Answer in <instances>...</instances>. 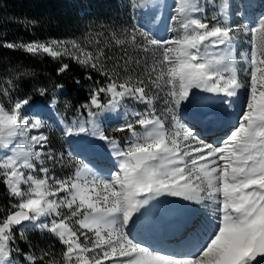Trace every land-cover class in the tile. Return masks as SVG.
<instances>
[{
  "label": "snow or ice",
  "instance_id": "6c2138e0",
  "mask_svg": "<svg viewBox=\"0 0 264 264\" xmlns=\"http://www.w3.org/2000/svg\"><path fill=\"white\" fill-rule=\"evenodd\" d=\"M151 4L129 0L132 9L148 8V22L124 30L123 39L112 32L104 47V33L83 42L0 43L33 56L66 58L104 78L93 82L80 105L87 119L81 112L62 130L83 149L68 153L76 168L64 178L54 173L65 160L52 151L44 121L26 114L43 109L30 96L13 95L35 88L26 79L30 74L21 72L0 87V98H7L0 102V183L17 199L0 215V264H18L17 257L25 264H55L46 252L37 257L19 247L29 225L59 239L64 264H264V12L253 17L245 11L243 22L230 23L235 6L229 0L211 14L215 0H172L163 5L165 37L152 26L161 5ZM242 36L247 50L241 53ZM112 41L151 53V67L145 59L141 68L127 51L115 60L106 55ZM70 66L62 62L57 71ZM51 89L55 106V93L65 85ZM35 90L44 97L49 88ZM200 93L214 97L211 111L196 109L207 99ZM129 99L146 108L130 110ZM182 109L187 124L181 123ZM112 113L120 119L113 132L128 134L123 146L101 126ZM201 126L216 128L215 138H201ZM93 147L110 167L92 168L78 158ZM188 209L195 211L184 219ZM168 235L175 244L164 243Z\"/></svg>",
  "mask_w": 264,
  "mask_h": 264
},
{
  "label": "trees",
  "instance_id": "16d2710c",
  "mask_svg": "<svg viewBox=\"0 0 264 264\" xmlns=\"http://www.w3.org/2000/svg\"><path fill=\"white\" fill-rule=\"evenodd\" d=\"M83 1L89 3L82 7ZM115 6L114 0H0V43L46 42L48 39H76L83 42L86 37L94 39L98 33H104V36L99 37L101 47H104V41L111 39L112 32H116L120 38L118 31L124 25L120 21L123 18L118 19L113 14ZM89 50H92V47ZM105 51L106 55L113 57L114 60L119 59L125 51L133 60L141 56L128 45L126 48L121 47L114 41L107 45ZM62 62H68L71 66L68 71L59 74L57 69ZM105 63L109 67L112 65V61ZM21 72L30 74L26 78L28 84H34L35 88L48 86L49 91L46 96L41 97L35 88L25 86L20 92L14 93L16 96L20 98L30 96L31 102L44 103L53 93L51 85L62 83L65 89L58 92L57 97L64 100V105L76 114L83 112L86 118L87 112L81 110L80 105L87 103L89 90L94 87L93 82L104 80L97 72L81 67L66 58L53 59L45 54L33 56L21 49L0 48V79H14ZM89 75L92 76L91 80L88 79ZM57 104L62 105L59 101ZM118 134L112 131L107 135ZM5 203L4 188L0 183V215L5 212ZM26 243L17 241L23 251L26 250ZM38 243L41 246L52 245V241L49 240V244L40 241ZM30 244L34 246L37 242Z\"/></svg>",
  "mask_w": 264,
  "mask_h": 264
},
{
  "label": "rangeland",
  "instance_id": "374dc122",
  "mask_svg": "<svg viewBox=\"0 0 264 264\" xmlns=\"http://www.w3.org/2000/svg\"><path fill=\"white\" fill-rule=\"evenodd\" d=\"M259 1V0H258ZM89 2L83 1L82 2V7H85ZM114 4L115 6V11H114V16H116V18L120 19V17H122L123 19H120V21L124 24L122 27L119 28V35L120 38L123 39V33L124 30L128 29L130 30V28H132L133 25H140L143 26L144 24H146L148 22V17H144L140 14V12H143L144 9H132L129 6V0H114ZM170 4V3H169ZM245 4H247V1H242L241 6H244ZM164 8L162 5L160 7V9ZM251 9H253V7H250ZM163 10H161L160 12L156 13L155 17H152V26H153V30L157 31L158 35H162L167 37L169 35V33H161L160 32V28L162 27V23L161 21L163 20V17L165 16V14H161ZM167 12V11H166ZM250 12V11H249ZM257 13V11H255ZM238 12H236V17H239V15L237 14ZM248 13V12H247ZM235 26V24L233 25ZM161 31H163V28H161ZM247 37H241V39L239 41H237V46L240 49V52H244L247 50V43H246ZM128 46L131 48V50L133 51H138L136 50L131 44H128ZM141 56L137 57V59L141 60V66H144V61L145 59L147 60V66L151 67L152 64V54L148 53L145 54L142 51H138ZM137 52V53H138ZM243 62L241 61L240 67L242 68ZM135 75V73L133 74ZM241 78L243 79V73H240ZM8 79L4 78V79H0V87L6 86V81ZM14 96H16L13 93ZM54 97V93L51 94V97L49 100L45 101L43 103V106H47L48 108L51 109L52 104L51 101ZM55 99H56V105L54 106L55 109L53 111H55V114H57V117L63 122L64 125L66 124H70L71 121H73L74 119H76L78 116H80L81 114H76V112H74L72 109L68 108V106L64 105V100H61L60 98L57 97V93H55ZM0 100L7 104V98H0ZM61 102L62 105L59 106L57 104V102ZM31 103H36V102H31ZM42 103V102H41ZM40 104V103H39ZM125 104L127 105V107L130 110H136V111H143L146 108V105H141V104H136L134 101H132L131 99L126 100ZM155 107L157 108V111H161L164 108V104H163V100H159ZM28 115H31L33 118H36L35 114L33 112H29L26 113ZM181 114V113H180ZM83 119H87L85 116L82 115ZM120 122V119H118V115L114 116V117H110L109 120H107V122L101 123L102 128H104L106 130V133H109L111 131H113V129L117 126V124ZM49 127L48 128H44V132L47 135L50 131V129L53 130L54 127V131H52L51 133H49V141H50V147L52 149V151L54 153H56L57 156L63 155V153L61 154V150L62 148H64L65 150L69 149H73L74 145L73 143L69 142L67 143L65 141V136L63 134V131L57 126V123L55 120L49 121ZM127 133H119L117 135V139L121 140V144L123 146V144L126 142V137H127ZM65 163L63 166H61L60 164H57L54 168V173L58 178H64L65 176H69V175H74L75 173V161H71L69 162L68 157V153H66L65 155H63ZM84 163L87 164L86 161H84ZM51 166V165H49ZM98 166V165H97ZM100 167V166H99ZM3 184V183H2ZM4 187V185H3ZM25 188V190H27V186H23ZM17 199L13 198V203H16ZM65 214H67V210L65 209ZM50 220V218H48ZM45 222H48L47 220ZM40 228L38 227H32V226H27L26 231H25V235L28 237V239L26 241L21 240L22 242H27L26 243V250L24 251L25 253L28 252H32L34 253L37 257H39L43 252L48 253L47 256V260H52L55 261V264H64V257H63V252L66 250L65 247L62 245V243H59L57 240H59L55 235L43 230L42 232H39ZM31 231V232H30ZM30 232V233H29ZM19 240V239H18ZM49 241H52V245L50 246V244L48 243ZM37 242L36 245H31V242ZM47 242V245L41 246L40 243L38 242ZM19 259V264H25V261H23L24 259H21V257H17V261Z\"/></svg>",
  "mask_w": 264,
  "mask_h": 264
},
{
  "label": "bare ground",
  "instance_id": "6f19581e",
  "mask_svg": "<svg viewBox=\"0 0 264 264\" xmlns=\"http://www.w3.org/2000/svg\"><path fill=\"white\" fill-rule=\"evenodd\" d=\"M155 0H152V3L154 2ZM243 1H247L248 2V0H243ZM258 1V0H257ZM171 2H172V0H168V4L170 3L171 4ZM229 2H230V0H229ZM242 3V2H241ZM235 6V5H234ZM237 6L239 7V6H241V4H237ZM236 9V6H235V8L233 9V10H235ZM238 14V13H237ZM235 16H236V12H235ZM201 96H204V97H206L207 99H205L204 101H202L201 103H199V104H197L196 105V109H202L203 111H211L214 107H215V104L213 103V99H214V97L212 96V94H208V93H201ZM33 105H38L39 107H40V105L39 104H36V103H32ZM38 111H39V109H38ZM37 111V112H38ZM42 112H44V109H43V111ZM111 115V114H110ZM118 115V114H117ZM45 129H43V131H44ZM90 150V149H89ZM99 159H101V160H99ZM99 159L98 160H96V162H99V163H101L102 164V167L103 168H106V167H109L110 166V162H109V160L108 159H104V158H102V157H100L99 156ZM89 167H92V168H95L94 166H91V165H88Z\"/></svg>",
  "mask_w": 264,
  "mask_h": 264
},
{
  "label": "built area",
  "instance_id": "2783aa9c",
  "mask_svg": "<svg viewBox=\"0 0 264 264\" xmlns=\"http://www.w3.org/2000/svg\"><path fill=\"white\" fill-rule=\"evenodd\" d=\"M4 185V184H3ZM4 194L6 196V203H5V207H4V210L8 209V207L13 204V197H10L7 190H6V186L4 185ZM43 230H40L39 232H41ZM31 232V231H30ZM29 232V233H30ZM59 243H61L59 240H57Z\"/></svg>",
  "mask_w": 264,
  "mask_h": 264
}]
</instances>
